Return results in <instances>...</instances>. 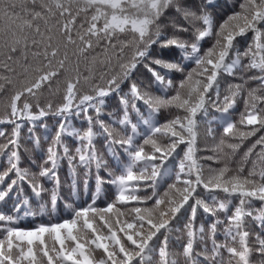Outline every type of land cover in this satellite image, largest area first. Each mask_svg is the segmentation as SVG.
Instances as JSON below:
<instances>
[{
	"label": "snow or ice",
	"instance_id": "1",
	"mask_svg": "<svg viewBox=\"0 0 264 264\" xmlns=\"http://www.w3.org/2000/svg\"><path fill=\"white\" fill-rule=\"evenodd\" d=\"M220 7L219 0H0V125L11 126L10 133L0 128L6 140L0 145L6 158L0 163V264H180L181 256L184 264H225V252L227 264H256L254 257L264 264V0H240L224 16ZM248 34L241 52L239 38ZM225 75L241 82L229 83L221 98ZM45 90L62 91L63 102L42 105ZM113 95L123 115L106 123ZM238 98L244 111L233 121ZM209 108L221 113L223 131L213 155L200 157L199 129ZM162 112L168 116L161 123ZM48 117L56 118L54 134ZM141 125L147 131L137 143ZM25 128L37 147L36 130L44 129L38 171L21 167ZM214 132L209 122L207 135L215 139ZM100 136L112 163L97 149ZM170 158H179L172 169ZM64 161L72 192L79 191L77 170H84L90 201L66 202L69 218L20 227L21 211L28 215L34 203L21 199L25 184L38 200L49 193L41 215L57 213ZM42 179L53 183L50 192ZM105 185L114 189L111 197ZM102 197L104 206H97ZM201 209L215 217L207 239L204 225L195 227ZM184 216L187 239L177 253L170 234Z\"/></svg>",
	"mask_w": 264,
	"mask_h": 264
},
{
	"label": "trees",
	"instance_id": "2",
	"mask_svg": "<svg viewBox=\"0 0 264 264\" xmlns=\"http://www.w3.org/2000/svg\"><path fill=\"white\" fill-rule=\"evenodd\" d=\"M219 3L221 5V7L219 9H217V13L220 16H224L227 13L234 10L235 8H238V4L240 3V0H219ZM239 39H240L239 49L241 52H243L244 49L247 47L248 42L251 40V34H248L246 37H241ZM206 47H208L207 44L205 45V48ZM192 66L194 67V65H192ZM178 77H179V74L177 73L176 78H178ZM240 82L241 81L239 79H237L236 77L227 76V75L223 76L221 79V98H223V95L227 94V87H228L229 83H240ZM249 86L250 87H256V85L254 83H251ZM60 87L62 90L64 87L63 82H61ZM84 91H87V89L85 88ZM49 100L52 101L54 107L56 105L61 104L63 102V92L61 91L60 94L51 95L47 92V90H45L43 97L41 99L42 105L46 104ZM141 110L142 111L144 110V106L142 104H141ZM129 111L131 114V120L135 123L136 119H137L136 114L134 112H131V109ZM243 111H244L243 99L238 98L235 108L230 110V119L233 121H238L240 113ZM209 112H210V116H209L208 121L203 122V124H204L203 128L201 127L199 129V141H198V143H199V147L201 150H204V148H203L204 146H208L209 147L208 151L210 152V156H211V155H213V149L218 145L219 140H220L221 135H222L223 118H222L220 112H217L212 108H209ZM109 114H111V115H109ZM174 114H175V110H173V115ZM3 115H4V103L0 102V116H3ZM122 115H123L122 107L119 103V98L115 95L108 97L107 98V104H106V107L104 109V115L102 117L105 120V122L111 123V121L113 119L118 120ZM165 116H168V113L162 112V114L159 116V120L161 123L164 121ZM213 116L216 118L215 121H212ZM169 118H171V117H169ZM46 122L49 126V133L54 134L56 118L48 117V118H46ZM209 122H211V127L215 130V134H214L215 139H212L211 141H208L205 145H203L204 143H203L202 136L205 133L204 128L209 127ZM73 123L76 127L80 128L81 130L86 129V127H87L86 122H82V120H79V119L74 120ZM114 127L117 129L118 132L123 133L124 130L118 124L114 125ZM0 128H6L8 133L11 132V126L0 125ZM128 131L130 132V129H128ZM146 131H147L146 127L141 125L139 128V132L141 135L137 137V143H142L143 134ZM36 134L39 135L41 138L40 147H37L32 142L28 141L26 128L23 130L22 137H21V139H22L21 167H24V168H26V166L29 168L34 167L33 169H31L32 171H38L37 165L42 163L43 156H44V150L47 147V142L44 141V129L43 128H37ZM254 139H255V137H253L252 139L245 142L244 147L240 150L241 155H242L243 151L246 150V148L251 145V143L254 141ZM4 143H6L5 138L0 137V145H2ZM71 143L74 144V141H72ZM95 143H96L98 151L103 153L104 158L106 160H108L109 163H112L113 157L108 154L107 148L105 147V137L104 136L98 137L96 139ZM115 147H116V150L118 152L123 151L122 149L119 148V146H115ZM224 150L229 151L226 148V146L224 147ZM198 155L201 157V154H198ZM33 159H35L36 164H30V161ZM236 159L238 160L239 156H237ZM0 160H6V158H0ZM39 161H40V163H39ZM178 163H179V158H176V159L170 158V161L168 162V168L172 169V168L176 167V164L178 165ZM201 163L207 166L208 164H212V161H209V160L201 161ZM213 166H217V165H213ZM77 171L79 174L78 175V184H79L78 193L70 191L71 177H70V174L68 171L67 163H66V161L61 163V166L59 169L61 187H60V190L58 193L60 196V199L58 201V211L55 215H52V216H58L62 211L66 210V207H65L66 202H71L73 204H84V203L90 201L91 194H89L88 196L84 195V188H83L84 170L78 169ZM100 175L106 176V173L103 170H101ZM95 177H96V170L93 167L92 176H91V180H90V187L93 191L95 190V186H96ZM40 182L43 183L47 189H49V192L51 191V189L54 186L53 183L48 181V180L42 179ZM163 188H165L164 184H163V187L160 189L161 192L163 191ZM104 190L108 194H110V196L114 192V189L109 185H105ZM48 197H49V193L43 194V203L48 200ZM28 208L40 213L39 212V205H37L35 208H33V207H28ZM27 211L29 212V214H31L30 210H27ZM221 216H222V214H221ZM66 218H69V216H67ZM214 219H215V217H210V216L205 215L203 213L202 209L199 210L197 213L196 220H195V227L197 229H199L201 224L204 225L206 239L210 235L207 231L208 225ZM185 223H187V216L181 217V219L179 221L174 223V225H173L174 230L170 234L171 250L173 248H175L174 251L177 253L182 252L181 245L183 243H185L186 239H187L185 231H184ZM182 226H183V229L181 230ZM223 227H224V225L219 226L217 236H216L217 241L221 242V243L224 242V239H225L224 235L222 234L223 233ZM176 229H179V231H177ZM177 238H179V239H177ZM208 245H209V248H211V240L210 239H208ZM200 247H201V245H200V242L198 241L197 242V250H199ZM224 257H225V264H227L228 254L226 252L224 253ZM179 260H180V264H184V260H183L182 256L179 257ZM254 260H256V264H259V258L258 257H254Z\"/></svg>",
	"mask_w": 264,
	"mask_h": 264
},
{
	"label": "rangeland",
	"instance_id": "3",
	"mask_svg": "<svg viewBox=\"0 0 264 264\" xmlns=\"http://www.w3.org/2000/svg\"><path fill=\"white\" fill-rule=\"evenodd\" d=\"M203 126H204V124L201 123L200 128L201 127L203 128ZM207 128H204L205 133L202 136L203 143H204L203 145H205L208 141H211L213 139V137L207 135ZM214 134H215V132H214ZM203 148H204V150H201L198 154H201V157H208V156H210V152L208 151L209 150V147L208 146H204ZM180 155L182 157L183 156V152H180ZM202 161H207V160H202ZM39 163H40V161H39ZM176 166H177V164H176ZM26 168H29V167L26 166ZM172 179H174V176H173ZM172 179H169L167 182L168 183H171L172 182ZM164 185H165V188H166L167 187V184L165 183ZM174 223H176V222H174ZM182 229H183V226L181 227V230ZM174 249L175 248L172 249L173 252H175Z\"/></svg>",
	"mask_w": 264,
	"mask_h": 264
}]
</instances>
